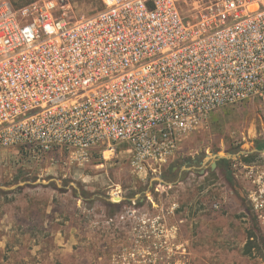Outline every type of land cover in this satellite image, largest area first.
<instances>
[{
  "label": "built area",
  "instance_id": "obj_1",
  "mask_svg": "<svg viewBox=\"0 0 264 264\" xmlns=\"http://www.w3.org/2000/svg\"><path fill=\"white\" fill-rule=\"evenodd\" d=\"M101 2L76 18L71 0H0V147L16 167H83L121 144L134 172L161 175L210 113L264 97V0ZM241 168L264 225V170Z\"/></svg>",
  "mask_w": 264,
  "mask_h": 264
},
{
  "label": "rangeland",
  "instance_id": "obj_2",
  "mask_svg": "<svg viewBox=\"0 0 264 264\" xmlns=\"http://www.w3.org/2000/svg\"><path fill=\"white\" fill-rule=\"evenodd\" d=\"M71 1L76 18L104 7L101 0ZM262 141L259 97L210 113L161 175L134 172L121 144L106 159L96 151L83 167L32 169L16 167L13 152L0 147V186L49 179L63 185L0 188V264H264V225L238 171L242 165L264 170V153L228 159L214 170L211 161L199 164L205 154L236 153ZM179 165L190 169L173 170ZM229 171L235 188L226 178ZM154 177L170 185L154 184L140 202L135 195Z\"/></svg>",
  "mask_w": 264,
  "mask_h": 264
},
{
  "label": "water",
  "instance_id": "obj_3",
  "mask_svg": "<svg viewBox=\"0 0 264 264\" xmlns=\"http://www.w3.org/2000/svg\"><path fill=\"white\" fill-rule=\"evenodd\" d=\"M264 153V147L259 149L256 146L252 147L248 150H240L236 153H229L226 152L224 154L221 153H215V154H205L203 158H201V160L199 161L200 165H204L207 161H211L210 163V170H214L217 166V162H219L222 159H235L237 160L240 156H247L249 154H263ZM179 168L180 171H188L190 169V167L188 166H176L173 168V170ZM204 172V170H201V174ZM166 184V185H170L169 183L165 182L164 180H162L160 177H154L151 178L146 190L142 193V195L136 194L135 198L139 197V201L142 202L144 200V198L147 196L148 191L153 187L154 184ZM26 185H31V186H37V185H44V186H48V185H54L57 189H62L63 185L60 184L59 182H57L55 179H49L47 181H42V180H35V181H23V182H18L14 185L11 186H0V188H2L3 190L6 191H12L14 189L26 186ZM74 186V185H73ZM77 196L81 199H83V196L81 195V193L79 191H77ZM114 200L116 201H120L122 200V198L118 197V196H114ZM131 200V199H129Z\"/></svg>",
  "mask_w": 264,
  "mask_h": 264
},
{
  "label": "trees",
  "instance_id": "obj_4",
  "mask_svg": "<svg viewBox=\"0 0 264 264\" xmlns=\"http://www.w3.org/2000/svg\"><path fill=\"white\" fill-rule=\"evenodd\" d=\"M10 1L13 3L14 6L18 7V6H21V5H23V4L29 3V2H31V1H33V0L28 1V2H25V3H17V2H15V0H10ZM256 147L259 148V149L263 148V147H264V141H262V142H258V143L256 144ZM218 165H221V166H227V165H228V160H227V159H222V160H220V161L218 162ZM224 170H225V172L228 171L226 168H224ZM229 172H230V175L228 176V174H226V178H227V180H229V183L231 184V186H232L233 188H235V182H234L235 179H234V177H233L232 172H231V171H229ZM107 204L110 205L109 203H107ZM254 215H255V214H254ZM255 217H256V215H255ZM248 238H249V239L247 240L246 247H247L248 250H250V249L253 247V245H251V244H252V242H251V241H252V236L249 235Z\"/></svg>",
  "mask_w": 264,
  "mask_h": 264
},
{
  "label": "flooded vegetation",
  "instance_id": "obj_5",
  "mask_svg": "<svg viewBox=\"0 0 264 264\" xmlns=\"http://www.w3.org/2000/svg\"><path fill=\"white\" fill-rule=\"evenodd\" d=\"M197 161H198L197 159H192V160H191V163L194 165V164L197 163ZM217 165H218V163H217Z\"/></svg>",
  "mask_w": 264,
  "mask_h": 264
}]
</instances>
